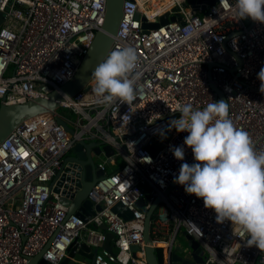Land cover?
Returning a JSON list of instances; mask_svg holds the SVG:
<instances>
[{
    "label": "built area",
    "instance_id": "obj_1",
    "mask_svg": "<svg viewBox=\"0 0 264 264\" xmlns=\"http://www.w3.org/2000/svg\"><path fill=\"white\" fill-rule=\"evenodd\" d=\"M183 1L166 0L162 9L148 13L139 0H124L109 53L125 46L138 53L131 105L118 99L99 102L93 78L61 102L77 118L43 113L0 143V264H28L50 241L43 258L58 264L75 239L97 250L95 264H148L143 233L157 197L161 203L150 223V244L163 247L166 255L186 231L202 246L204 264H264V251L247 245L248 233L230 220L218 222L203 198L178 183L166 193L183 163H197L184 143L189 133L169 131V122L180 117L179 107L185 104L203 109L221 100L216 88L229 104L234 125L250 134L257 152L264 151V94L257 78L264 68V23L240 19L236 0H216L206 10ZM174 6H179L181 20L143 28V17L157 22L166 11L174 15ZM0 11L5 13L0 26L1 107L46 96L74 77L105 22L107 0H0ZM82 139L103 141L115 150L100 162L105 175L89 192L95 214L86 219L68 216L61 194L53 191L55 170ZM150 143L155 154L147 148ZM179 146L184 160L171 150ZM120 156L124 164L108 171ZM148 157L151 163L143 161ZM118 203L133 217L114 211ZM107 232L114 234V253L104 248ZM134 245L140 247L136 252Z\"/></svg>",
    "mask_w": 264,
    "mask_h": 264
},
{
    "label": "clouds",
    "instance_id": "obj_2",
    "mask_svg": "<svg viewBox=\"0 0 264 264\" xmlns=\"http://www.w3.org/2000/svg\"><path fill=\"white\" fill-rule=\"evenodd\" d=\"M236 9L240 19L264 23V0H236ZM138 59L134 47H117L95 67L93 91L99 102L111 104L118 99L132 104L136 81L132 74ZM257 78L264 94V68ZM179 111L180 117L169 122L168 130L189 133L184 143L191 147L197 163H183L174 182L203 198L205 207L217 213L218 222L227 219L240 225L248 233L247 245L264 251V151L257 152L250 134L234 125L223 99L203 109L185 104ZM171 150L184 160L183 146ZM143 161L151 163L152 158Z\"/></svg>",
    "mask_w": 264,
    "mask_h": 264
},
{
    "label": "water",
    "instance_id": "obj_3",
    "mask_svg": "<svg viewBox=\"0 0 264 264\" xmlns=\"http://www.w3.org/2000/svg\"><path fill=\"white\" fill-rule=\"evenodd\" d=\"M216 0H184V5H191L192 7L206 10L209 5L215 4ZM124 0H107V12L105 22L96 34L94 42L79 65L74 77L67 83L63 84L59 90H54L46 96L27 101L26 103H18L12 105H1L0 107V143L8 137L12 131L22 124L24 121L33 118L43 113L57 114L67 97H72L80 90H82L93 79L92 73L95 67L103 62L107 57L110 48L114 42V37L118 32L120 21L123 16ZM179 6H174L172 11L174 15H170V11L163 13L157 22H147L143 17V28H158L163 24H168L171 21L181 20L179 14ZM5 21V13L0 11V26ZM241 62V60H240ZM222 99L226 101L222 92L216 88ZM57 120L70 133L74 134L75 129L71 127L61 116H57ZM147 148L155 154L157 148L153 143L148 144ZM73 150L74 155L67 154L63 161L61 169H56V176L53 183L55 184L53 191L61 194L60 201L69 208L68 216L77 214L86 219L95 214L93 203L88 198L89 192L93 186L104 177L105 170L100 166V162L95 160V155L112 156L115 154L114 148L104 143L103 141L85 139L80 140L68 151ZM174 181L167 188L166 193H169L176 185ZM76 189L74 192L73 189ZM161 203L160 198H156L151 207L147 211L144 229V240L147 243L145 247L148 264H204L205 256L202 246L198 240L183 231V237L186 246L178 243L171 250L169 255H166L163 247H154L151 245L150 238V223L155 209ZM139 206L145 205V200L139 201ZM97 210L101 209L100 205L96 206ZM114 211L119 212L125 219L133 217L132 211L124 208L121 203H118L113 208ZM104 230L107 226L103 225ZM107 238L104 243V248L109 252L114 253V247L111 240L114 234L107 232ZM51 241L42 249V251L31 257L28 264H52L43 258L44 253L50 246ZM188 248V249H186ZM140 247L132 246V250L136 252ZM189 250V252H188ZM97 250L84 242L75 239L67 250V256L58 264H95V256Z\"/></svg>",
    "mask_w": 264,
    "mask_h": 264
},
{
    "label": "rangeland",
    "instance_id": "obj_4",
    "mask_svg": "<svg viewBox=\"0 0 264 264\" xmlns=\"http://www.w3.org/2000/svg\"><path fill=\"white\" fill-rule=\"evenodd\" d=\"M244 20H245L247 23H250V22H251V18H250V17L247 18V19H244ZM58 112H60V113H62V114H64V115H66V116H69V117H73V118H77V117H78V114H76L75 112H72L71 109H66V108H62V107H60V108L58 109ZM72 115H73V116H72ZM68 154L74 155L75 152H74L73 150H71L70 152H68ZM105 159H106V156H105V155H101V156H97V155H95V160H96L97 162H102V161H104ZM124 162H125V160H124L123 157H121V156H120V157H117V158H116L115 166H114V165H113V166L108 165V171H111L109 167L117 169V168H119L121 165H123ZM178 243H180V244L186 246L185 241H184V237H183L182 234H180V235L178 236Z\"/></svg>",
    "mask_w": 264,
    "mask_h": 264
},
{
    "label": "bare ground",
    "instance_id": "obj_5",
    "mask_svg": "<svg viewBox=\"0 0 264 264\" xmlns=\"http://www.w3.org/2000/svg\"><path fill=\"white\" fill-rule=\"evenodd\" d=\"M141 3L142 8L146 12H155L159 8L162 9L166 0H139Z\"/></svg>",
    "mask_w": 264,
    "mask_h": 264
},
{
    "label": "crops",
    "instance_id": "obj_6",
    "mask_svg": "<svg viewBox=\"0 0 264 264\" xmlns=\"http://www.w3.org/2000/svg\"><path fill=\"white\" fill-rule=\"evenodd\" d=\"M115 166V164H110V166ZM110 168V170H112V169H115V168H111V167H109ZM107 170H108V168H107ZM111 244H112V246L114 247V240L112 239L111 240ZM114 250H115V247H114Z\"/></svg>",
    "mask_w": 264,
    "mask_h": 264
},
{
    "label": "trees",
    "instance_id": "obj_7",
    "mask_svg": "<svg viewBox=\"0 0 264 264\" xmlns=\"http://www.w3.org/2000/svg\"><path fill=\"white\" fill-rule=\"evenodd\" d=\"M73 112V111H72ZM60 113V112H59ZM62 114V113H61ZM64 115V114H63ZM73 116V115H72ZM69 117V116H68ZM69 118H72V119H75V118H73V117H69Z\"/></svg>",
    "mask_w": 264,
    "mask_h": 264
}]
</instances>
